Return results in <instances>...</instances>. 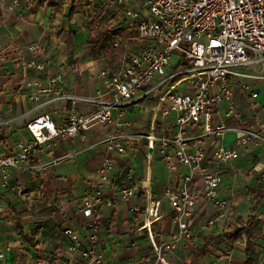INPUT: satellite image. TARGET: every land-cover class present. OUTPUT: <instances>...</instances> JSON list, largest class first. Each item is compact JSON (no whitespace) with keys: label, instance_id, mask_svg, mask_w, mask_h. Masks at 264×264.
<instances>
[{"label":"crops","instance_id":"1","mask_svg":"<svg viewBox=\"0 0 264 264\" xmlns=\"http://www.w3.org/2000/svg\"><path fill=\"white\" fill-rule=\"evenodd\" d=\"M6 0L0 5V153L13 154L17 143L28 139L27 123L38 112L23 83L29 79H46L58 73L65 76L73 96L93 97L100 88L99 72L110 66L97 58L87 45L88 32L97 19L114 20L123 27L124 19L115 8H104L98 0ZM76 10L70 16L72 9ZM62 10L63 12H59ZM36 47V50H31ZM31 62L45 64L43 70L28 68ZM260 101L264 104V83ZM233 103L244 115L248 127L256 126L249 97L239 86L233 87ZM155 100L148 98L127 108L122 119L114 113L112 123L96 125L84 138L58 139L43 155L31 157L20 169L11 171L10 186L3 188L0 180V244L6 248V264H73L69 241L64 230L74 229L81 237L86 232L82 216L90 185L98 179V169L105 159L115 164L112 181L104 187V195L113 199L119 188L133 187V204L141 210L114 202L100 210L103 227L98 248L105 264H162L157 261L151 235L159 244L169 241L176 232L172 207L164 193L168 187H178L176 173H170L159 149L149 155L145 141L136 139L146 134L153 121ZM62 122L71 112L69 103L44 107ZM89 109L79 105L77 113ZM214 122H218L215 115ZM129 123L128 126L124 125ZM230 125L236 126L234 121ZM156 132L171 133L170 119L158 118ZM115 131L132 137L126 146L133 157L109 152L102 144ZM198 136L201 130L192 128ZM234 134L229 133L224 146H230ZM209 153L216 139H203ZM240 157L224 172L219 189L220 198L228 200L231 215L226 221L215 220L217 209L198 193L196 215L191 223L193 239L177 245L166 257L168 264H184L192 251L202 249L206 238H218L196 264H244L247 261L244 240L232 242L228 230L245 225L255 217L264 235V148H240ZM201 181L196 183L199 189ZM195 188V187H194ZM160 202V218L149 219L145 213L146 198ZM214 219V225L209 221ZM21 232L32 242L29 244ZM252 264H264V238L256 243Z\"/></svg>","mask_w":264,"mask_h":264},{"label":"built area","instance_id":"2","mask_svg":"<svg viewBox=\"0 0 264 264\" xmlns=\"http://www.w3.org/2000/svg\"><path fill=\"white\" fill-rule=\"evenodd\" d=\"M5 1L0 0V5ZM19 3L20 0L13 1L14 6ZM98 3L104 8H115L124 19L123 28L136 36L115 41L116 48H123L124 58L99 72L100 88L93 97L73 96L62 73L23 83L24 91L37 103L38 115L27 123L29 138L17 143L15 153H0L1 186L9 187L12 170L22 168L33 156L43 155L58 139L84 138L94 126L112 123L114 113L122 119L127 108L152 98V124L146 134L136 139L145 141L149 155H154L158 148L170 173L178 175V187H168L164 193L173 210L175 235L159 244L150 234L157 261L168 264L166 257L177 245L189 244L193 239L191 223L197 211L198 193L217 209L215 220L226 221L231 207L219 195L224 172L239 159L240 148H264V104L260 101L259 86L264 83V0ZM3 60L0 53V62ZM28 68L43 70L45 64L31 62ZM235 86L250 99L254 127L244 125V115L233 103ZM63 102L70 104L71 112L62 122L42 112L44 107ZM79 105L87 106L89 112L77 113ZM158 118L170 119L169 135L156 132ZM230 121L236 126L230 125ZM195 127L201 130L198 136L191 134ZM229 133L235 135L233 143L224 146ZM208 137L216 139L211 153L203 141ZM127 140L132 137L115 131L102 144L109 152L133 157L135 152L126 146ZM114 171V162L105 159L98 169V179L90 185L82 212L85 236L71 228L64 230L73 264H105L98 248L103 227L99 214L104 206L116 201L130 206L132 212L141 211L133 204V187L119 188L113 199L105 197L104 187L111 183ZM160 208V202L146 198L147 218L159 219ZM215 220L209 221V225H214ZM6 251L0 244V264H6Z\"/></svg>","mask_w":264,"mask_h":264},{"label":"trees","instance_id":"3","mask_svg":"<svg viewBox=\"0 0 264 264\" xmlns=\"http://www.w3.org/2000/svg\"><path fill=\"white\" fill-rule=\"evenodd\" d=\"M59 12L62 13L63 11L59 10ZM75 13L76 10L73 8L70 16H73ZM95 13L97 19L93 21V27L88 32L87 45L95 57L103 58L108 65L114 66L120 63L124 58L123 48H116L114 46L115 41H125L136 35L130 33L122 26L114 28V20L105 22L100 21L98 17L100 15L99 10H96ZM228 235L232 242L244 240L246 244L245 254L247 257V261L244 264H252V254L256 247V243L264 238L259 221L251 216L245 225L240 228L228 230ZM21 236L32 245L31 240H29L22 232ZM216 240H218V238H206L205 246L198 251H192L184 264H196L197 260L208 251V248L212 246Z\"/></svg>","mask_w":264,"mask_h":264}]
</instances>
